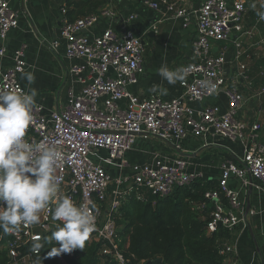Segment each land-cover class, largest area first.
Segmentation results:
<instances>
[{
  "label": "built area",
  "instance_id": "2783aa9c",
  "mask_svg": "<svg viewBox=\"0 0 264 264\" xmlns=\"http://www.w3.org/2000/svg\"><path fill=\"white\" fill-rule=\"evenodd\" d=\"M113 2L105 0L96 12L73 21L65 18L64 7L60 10L59 39L53 40L49 47L56 52L60 40L64 43L65 57L70 61L71 83L79 84L81 89L75 92L70 87L66 104L47 114L41 104H36L26 139L31 143H51L64 153L57 169L59 195L70 197L78 206H93L96 227L86 242L101 244L102 262L133 264L134 256L127 255V241L121 245L115 220L126 195L136 189L141 196L146 193L163 198L201 177L187 170L184 158L170 159L160 153L146 162L129 164L125 154L135 148L139 139L157 138L176 147L188 137L201 140L204 146L209 144V137L242 144V165L223 162L218 186L206 190L195 203L194 209L201 213L208 209V203L212 206L208 216L203 218L207 235L219 228L231 231L238 223H245L246 215L238 193L227 187L231 175L244 186L250 184L249 179L256 180V188L264 192V140L260 137V124H247L236 118L244 99L239 84L248 79L249 72L239 58L240 35L246 33L241 23L250 0H204L198 7L185 5L180 0H139L161 18L180 19L183 28L190 24L195 26L190 55L182 65H191L192 72L179 83L181 95L171 99L159 95L141 97L128 91L127 87L135 84L137 75L144 71L143 43L133 29L136 15L118 16ZM102 20H108V24L94 33ZM114 20L119 21L118 30L111 25ZM17 23V13L9 0H0V57L5 55L8 33ZM152 30H156L155 25ZM223 42L232 43L236 50V72L229 76L224 52L212 53L213 47ZM25 48L24 44L14 50L12 65L0 72V90L24 91L18 75L26 67ZM204 80L213 82L215 90L200 87ZM251 91L252 97L259 100L264 94V85ZM220 93L227 101L225 111L217 104L197 108L190 105ZM101 151L106 152L105 157L99 155ZM107 166H116L119 170L128 167L132 175H123L121 171L118 177L112 178ZM54 207L55 202L42 213L36 225L21 226L9 233L0 231V250L6 252L7 264H39L43 248L36 252L32 246L37 237L43 244V238L60 224L52 219ZM249 213L255 214L254 211ZM77 249L65 254L72 259ZM219 254L223 264H235L232 256L228 257L233 254L231 245L223 244ZM58 259L61 264H69L62 255Z\"/></svg>",
  "mask_w": 264,
  "mask_h": 264
},
{
  "label": "crops",
  "instance_id": "0c3cea01",
  "mask_svg": "<svg viewBox=\"0 0 264 264\" xmlns=\"http://www.w3.org/2000/svg\"><path fill=\"white\" fill-rule=\"evenodd\" d=\"M69 0H9L11 8L17 13V27L8 33L6 48L3 57H0V72L5 71L12 65V53L24 44L26 62L25 70L18 75L19 82L24 91L36 90V104L43 106V112L62 107L66 104L67 90L72 87L75 92L80 91L79 84L72 85L68 74L70 61L65 57V45L60 40L58 49L52 51L50 43L59 39L60 10L65 7ZM204 0H180L185 5L198 7ZM251 5L244 15L242 27L244 32L240 35L241 50L239 62L246 65L249 72L248 79L239 84L244 94L243 102L236 114V118L245 123L260 124V137L264 140V94L259 100L252 97L253 92L264 85V20L257 16V12L264 10V0H250ZM114 10L118 16L125 17L134 13L136 18L133 29L141 36L143 42L144 71L137 75V82L127 87L134 95L147 97L159 95L166 99L177 98L182 93L180 82L172 85L162 79L158 69L167 65L175 70L187 62L190 55L191 43L195 35V26L190 24L182 27V21L175 18H161L160 15L141 5L139 0H114ZM73 9L72 6L69 7ZM99 8L88 12L94 13ZM89 14V13H87ZM114 29L118 30L119 21L111 22ZM108 20H102L97 29L106 26ZM156 30H152V26ZM224 52L226 57L225 70L227 75L236 72L234 59L236 50L232 43H217L212 50L213 54ZM32 72L35 82L29 84L24 78V73ZM156 89L153 91V89ZM217 104L222 111L227 109V101L223 94L207 98L201 103H192V107L201 105ZM156 143L158 149L145 150L146 144ZM158 141V142H156ZM147 142V143H146ZM208 145H203L201 140L188 137L180 143V152L188 154L181 156L168 142H162L157 138L138 140L135 148L125 154L129 164H140L151 159L155 153L168 156L170 159L182 157L187 163V170L199 173V178L205 187L217 186L220 178V166L225 161H233L241 166L240 158L243 154V146L238 141H229L220 137H209ZM161 150V151H158ZM102 152V151H101ZM105 151H103V154ZM108 173L112 178L117 174L129 172L126 169L119 170L116 166H107ZM250 184L244 186L240 179L231 175L227 180V187L238 193V199L244 207L246 215L245 223H238L230 232V238L224 244L233 247L232 256L235 264H264V192L256 188V180L249 179ZM146 195V193L144 194ZM148 196V195H146ZM222 202L227 206L225 198ZM195 207V204H193ZM204 212L195 210L199 217H207L212 206L207 204ZM254 211L251 215L249 212Z\"/></svg>",
  "mask_w": 264,
  "mask_h": 264
},
{
  "label": "clouds",
  "instance_id": "9594fccd",
  "mask_svg": "<svg viewBox=\"0 0 264 264\" xmlns=\"http://www.w3.org/2000/svg\"><path fill=\"white\" fill-rule=\"evenodd\" d=\"M257 16L264 20V10L258 11ZM191 72V65L175 70L163 65L158 69L159 76L172 85L184 82ZM24 78L29 84L35 82L32 72L24 73ZM200 87L214 91L216 85L204 80ZM36 95L35 89L0 90V230L9 233L40 223L42 213L55 202L52 219L60 224L43 238V244L37 237L32 246L39 252L55 242L59 247H52L48 253L55 256L84 249L96 224L93 206H78L70 197L59 195L57 169L64 159L62 150L51 143H31L26 139L34 120Z\"/></svg>",
  "mask_w": 264,
  "mask_h": 264
},
{
  "label": "trees",
  "instance_id": "16d2710c",
  "mask_svg": "<svg viewBox=\"0 0 264 264\" xmlns=\"http://www.w3.org/2000/svg\"><path fill=\"white\" fill-rule=\"evenodd\" d=\"M104 4L105 0H69L64 7L65 18L73 21ZM217 186L205 187L198 178L163 198L141 196L136 189L127 194L115 220L121 245L127 241V255L134 256L133 264H223L219 250L229 240L230 232L219 228L207 235L205 220L193 207L206 190ZM52 247L58 244L43 247L39 264H61L59 255L69 264H114L102 262L99 243L85 242L84 249L78 248L72 259L65 253L49 256ZM0 264H7L4 250H0Z\"/></svg>",
  "mask_w": 264,
  "mask_h": 264
},
{
  "label": "rangeland",
  "instance_id": "374dc122",
  "mask_svg": "<svg viewBox=\"0 0 264 264\" xmlns=\"http://www.w3.org/2000/svg\"><path fill=\"white\" fill-rule=\"evenodd\" d=\"M152 142V141H151ZM156 142H158V141H156ZM147 143V142H146ZM153 143V142H152ZM159 143V142H158ZM145 150H147L148 152L150 151V150H153V149H158L157 148V146H156V143H153V144H146L145 145ZM158 151H161V150H158ZM161 152H163V151H161ZM105 153V152H104ZM99 155L101 156V157H105L106 156V153L105 154H103V151L102 152H99ZM96 161H98L97 159H96ZM119 174H117V176H118ZM123 175H128V176H130V175H132V172L131 171H129V172H126V174L125 173H123Z\"/></svg>",
  "mask_w": 264,
  "mask_h": 264
},
{
  "label": "water",
  "instance_id": "95a60500",
  "mask_svg": "<svg viewBox=\"0 0 264 264\" xmlns=\"http://www.w3.org/2000/svg\"><path fill=\"white\" fill-rule=\"evenodd\" d=\"M143 43V42H142ZM169 145H170V147L171 148H173V149H175V147L171 144V143H168ZM181 156H187L188 154H186V153H183V152H180V150L179 149H175Z\"/></svg>",
  "mask_w": 264,
  "mask_h": 264
}]
</instances>
